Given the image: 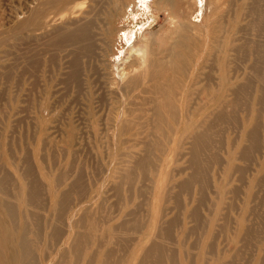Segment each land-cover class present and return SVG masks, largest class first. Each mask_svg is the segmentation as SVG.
Instances as JSON below:
<instances>
[{
    "label": "rangeland",
    "instance_id": "obj_1",
    "mask_svg": "<svg viewBox=\"0 0 264 264\" xmlns=\"http://www.w3.org/2000/svg\"><path fill=\"white\" fill-rule=\"evenodd\" d=\"M42 1L49 4L51 0H0V172L8 179V189L14 192L21 185L36 181L41 193L36 206H30V209L43 216L46 214L43 207L49 199L45 174L59 177L65 187L71 189V207L77 208L82 203L83 212L86 211L91 220H97L93 231L99 236L101 244L117 251V258L120 260L117 264H124L122 258L127 254L126 247L131 249L139 240L143 241L145 234L143 228L139 227L147 226L154 218L157 219V225L150 235L148 245L158 243L166 248L168 254H172L174 264H182L186 261L185 258L189 264H263L264 198H261L264 197V104L260 103L256 90L264 87V83L251 81L245 94L236 97L228 95L224 100L228 120L221 124L219 132L213 133L214 141L203 154L207 161L204 165L207 185L203 190L197 184L191 185L189 192L192 195L189 196L175 184L181 183L191 172L187 169L190 144L181 147L182 154L179 156L170 153L172 144L162 145L161 148L153 147L152 141L160 134L153 132L152 126L133 130L139 138L149 135L145 139L150 142L147 145L143 143L145 140L122 147H118L115 142L117 124L121 117H128L126 111H129L133 103L141 102L146 97L138 89L125 94L120 88L118 66L119 60L130 50L127 36L133 38L136 31L140 32V28L148 37V30L159 31L161 36L172 29L177 31V24L171 25V20L154 4L149 2L144 7L139 3V13L119 15L112 23L109 34L105 35V43L98 40L92 54L85 56L80 52L81 47L74 46L70 41L72 22L78 18L73 17L72 13L69 15V12L74 3L78 8L86 10L87 0H57L49 5L44 3L45 16L41 19V29L39 22L38 26L35 24L33 28L23 31L30 21L31 12L39 5L42 6ZM67 3L70 4L67 6ZM83 4L86 5L82 6ZM106 22L105 28H109L108 20ZM158 38L154 41V46L160 44L161 37ZM249 59L244 55L234 57L232 54L230 68L237 71L234 76L240 77L244 73L249 80L253 79ZM202 71L205 74L211 72L208 68ZM202 71L199 83L195 84L196 81L192 80V68L187 70L186 80L190 86L202 89L209 85ZM239 81L242 80L235 79L233 82L236 84ZM235 98L237 105L233 102ZM197 99V108L200 109L197 120H201L208 115L209 100L205 95H200ZM256 114L259 120L258 132L261 133H258V143L253 145L244 140L242 125L248 116L252 118L251 115ZM217 120L213 117L214 124L220 123ZM250 121L252 122L251 119ZM245 144L250 147L248 157L241 159L240 153ZM126 153L138 159L148 156L153 165L159 158L168 160V164L162 169L171 172L174 187L168 199L162 202L161 209L157 207L156 201L158 179L151 167L147 170L134 169L135 178L123 186L120 192L122 196L116 190L114 179L110 180L109 176ZM227 165L228 176L225 175ZM184 167V174H181L180 168ZM243 168L247 169L245 172L242 170L244 173L241 171ZM119 182L120 179L118 184ZM72 185L85 190L79 191ZM234 189L239 192L236 194ZM138 192L141 196L136 198ZM233 194L236 195L233 197ZM129 197L134 199L135 205H142L132 206L127 202ZM229 216L233 217V220L230 218L232 222L228 220ZM227 220L233 227L231 224L229 226ZM124 224L127 227L122 231L121 226ZM110 227L117 228L113 236H118L116 239L120 241H116V245L113 244L112 233L108 231ZM97 249L96 241L87 244L86 250L89 253H95ZM162 264L170 263L164 258Z\"/></svg>",
    "mask_w": 264,
    "mask_h": 264
},
{
    "label": "bare ground",
    "instance_id": "obj_2",
    "mask_svg": "<svg viewBox=\"0 0 264 264\" xmlns=\"http://www.w3.org/2000/svg\"><path fill=\"white\" fill-rule=\"evenodd\" d=\"M54 1L57 2V0H51L49 4L56 3ZM81 2H83V0ZM149 2L154 4L159 11L165 13L167 19L171 20V25L175 26V24H177V31L172 29L165 34L162 33L160 36L159 34L161 33L159 31L154 32L153 30H148L150 33L148 37L144 34L145 31L142 32L140 28V32L136 31L133 38L132 36H127L126 41L130 42V50L129 53L127 52L124 54L121 61L119 60L118 66L120 88L125 94L138 89L140 91L139 93H143L146 97L141 102L133 103L129 111H126L128 117H121L117 124L115 142L118 147H122L129 143L138 144L147 139L149 135H145L144 138H139L137 133L133 130L142 129L144 126H152L151 130L160 134L152 141V144H154L153 147L161 148L162 145L168 143L172 144L173 148L170 147V153L179 156L182 154L181 147L190 144L188 152L190 159H188L189 164L187 169L191 170V172L181 183L178 182L175 185L191 196L192 194L189 192L191 185L197 184L201 187V190L207 185V174L204 168L207 161H205L203 154L209 144L214 141L213 133L215 131L219 132L218 128L222 127L221 124L228 120L224 100H226L228 95H235L236 97L239 94H245L251 81L264 83V0H87L88 8L86 10L80 9L81 7L78 8L79 6L77 7L74 3L73 8L71 7L72 11L69 12V15L72 13L73 17L78 18L72 22L69 31L71 43L74 46L81 47L80 52L84 53L85 56L91 55L98 44V40L103 44L105 43V35L109 34V30L113 26L112 23L119 15L127 16L132 12L139 13L140 5L143 4L144 7H146ZM44 3L47 4V1L41 3L42 6L39 5V9L37 8L31 12L30 21L24 26L23 31L29 27L33 28L35 24L38 26L39 22V28L41 29V19H44L43 17L45 16V7L43 8L45 5ZM69 4L67 3V6ZM80 4L79 2V5ZM84 5L86 4L82 6ZM65 6L66 5H64V7ZM63 18H65V16ZM68 18L69 17H67V19ZM106 19L109 22V28H105V25H107ZM52 26L53 24L50 27ZM148 28L150 29V25ZM112 32H114V30ZM250 35L254 37H250ZM158 37H161V42L159 45L154 46V41ZM232 54L234 57L237 55H244L248 57V59L250 57L249 68L253 72V79L249 80V77H246L243 72V75L240 77L234 76L237 71L230 68ZM78 57L76 59H78ZM190 67L194 74L192 80L196 81L195 84L199 83L201 71L208 68L211 72L205 74L204 71H202V74L204 73L205 79L208 81L209 85L207 83L206 85L208 86H204L202 89L190 86L186 80L187 70H189ZM235 79L242 81H239L240 83H236V85L233 82ZM256 91L259 94L258 98H260V103L263 105L264 87H260ZM200 95L208 96L209 112L207 117L197 120V115L200 110L197 108L199 104L197 98ZM233 102L237 105V98H235ZM251 116L253 117L250 118V116H248V118L244 120L245 123L242 125V133L244 140L254 145L258 139L259 120L258 114ZM213 117L217 118L220 123L214 124ZM217 121L215 122L217 123ZM261 121L262 120H260V122ZM151 134L152 132L150 135ZM145 141H143V143L147 145L149 141ZM243 147L242 153H240L241 159L248 157V150L250 148L246 144ZM255 150L257 149L255 148ZM183 156L184 155H182V157ZM232 158L233 155L230 157V160H232ZM167 164L168 160L163 157L154 161L153 165L152 161L149 162L148 156L138 159L126 153L125 158L121 159L119 165L109 177L110 180L114 179L116 184L115 188L120 194L123 190V186L135 178L133 173L134 169L147 170L151 167L152 172L156 173L158 179L156 201L158 203L157 207L161 209L162 202L168 199L171 189L174 187V185H172L171 172L168 173L162 169ZM219 167L221 168V166ZM185 168L186 167L180 168L182 169L180 170L181 174H184ZM226 169L225 175L229 173L228 165ZM242 170L245 172L247 169L243 168L241 171ZM244 172L242 171V173ZM240 175L243 176V174ZM240 175L239 178L241 177ZM173 177H175V173ZM45 178L48 183L49 199L47 200L48 203L43 207L46 214L42 216L30 209V206H36V200L39 199L41 193L38 183L36 181H31L21 185L14 192H11L8 189L7 177L3 176V173L0 174V264H117L119 260L116 254L117 251L115 252L114 249L108 245L105 246V244H101V241L99 242V236L93 231L95 227L94 223H97V220H91L88 214L85 213L86 211L83 212V208H81L82 203L77 205V208L71 207V189L65 187L66 185L60 181L59 177H52V175L46 173ZM244 178L245 180L247 179L246 177ZM119 179L120 182L118 184ZM240 179L243 180V178ZM78 183H81V181ZM71 184L72 183H70V185ZM86 184L87 183H85V185ZM93 184L95 185V183ZM77 189L79 190V188ZM240 191L242 192V189ZM235 192L237 194L239 191ZM120 195L122 196V194ZM235 195L233 194V197ZM140 196L141 193L138 192L136 198ZM110 197L109 195V198ZM206 198L208 199V197ZM253 198L255 199V197ZM263 198L264 197L261 199L263 200ZM203 199L205 198L203 197ZM127 200L132 206L135 205L134 199L129 197ZM233 200L234 203H236L235 198H233ZM221 202L220 200V203ZM141 205V203H136L135 206L140 207ZM116 206L118 207V205ZM232 206L233 204L231 207ZM195 210H197V207ZM197 216L198 215H196V217ZM174 218H176V216ZM224 218H226V216ZM230 218L231 216L227 219L231 220L233 217ZM173 219L171 221H173ZM228 220L227 222H229ZM232 220L230 222H232ZM243 220H245V218L242 219V221ZM156 222L157 219L154 218L152 221L148 222L147 226L144 225L139 227L143 228L142 231L145 234L143 241L142 239L139 240L131 249L126 247L129 246V244L125 245L127 254L122 258V263L162 264L165 258L168 260V263L174 264V258L171 253L168 254L166 248L158 243H154L151 246L148 245L150 235L156 228ZM230 222L229 226L231 224ZM126 227V224L122 225L121 230H125ZM231 227H233L232 224ZM108 231L112 233L113 236L117 228L110 227ZM252 232H254V230ZM245 233H247V230ZM166 237H168L167 234ZM112 238H114L113 244L116 245V241H118L116 238H118V236H113ZM91 241H96L98 244V249L95 253H89L86 250L87 244ZM236 242L238 243L239 240H236ZM245 246H248V244ZM120 247H122V245ZM138 253L140 254V258L137 256ZM185 260L186 261L182 264H189L187 258H185Z\"/></svg>",
    "mask_w": 264,
    "mask_h": 264
}]
</instances>
